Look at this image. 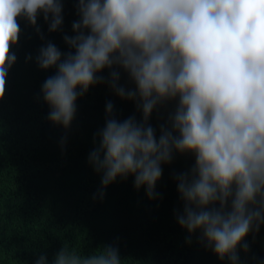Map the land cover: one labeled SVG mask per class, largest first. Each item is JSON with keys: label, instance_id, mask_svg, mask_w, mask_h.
I'll use <instances>...</instances> for the list:
<instances>
[{"label": "clouds", "instance_id": "9594fccd", "mask_svg": "<svg viewBox=\"0 0 264 264\" xmlns=\"http://www.w3.org/2000/svg\"><path fill=\"white\" fill-rule=\"evenodd\" d=\"M68 53L49 42L40 49V69H56L41 85L48 119L65 130L77 114L78 97L104 83L136 103L143 122L107 119L88 162L101 177L98 196L118 180L134 179L156 199L163 165L175 154L195 157L190 172L176 177L183 201L177 221L189 237L222 261L241 264L239 249L264 225V0H78ZM43 15L50 32L62 30V0H0V100L16 63L24 19L37 27ZM39 30V29H37ZM31 59V57H29ZM134 88L120 83V70ZM178 99L170 125L157 138L149 120L166 101ZM190 242V239H189ZM35 264H124L119 247L84 255L65 245Z\"/></svg>", "mask_w": 264, "mask_h": 264}, {"label": "trees", "instance_id": "16d2710c", "mask_svg": "<svg viewBox=\"0 0 264 264\" xmlns=\"http://www.w3.org/2000/svg\"><path fill=\"white\" fill-rule=\"evenodd\" d=\"M62 3V30L50 32L43 15L37 27L18 18L19 40L10 49L17 59L0 100V264H35L41 255L52 261L65 245L84 255L115 245L124 264H230L206 248L199 233L189 237L177 221L184 205L176 177L191 171L193 155L175 154L162 166L156 199H149L144 189L137 191L132 177L118 180L103 198L98 196L101 177L88 157L105 126L106 103H113L118 121L134 117L143 122L136 103L110 88L108 70L102 74L106 82L78 97L70 129L48 119L41 85L56 69H40L36 57L49 42L62 53L72 51L64 36L74 35L73 22L80 19L78 0ZM120 83L135 87L122 69ZM177 106L178 99L166 101L153 112L149 123L157 138ZM246 243L247 252L239 249L241 264H264V225L251 232Z\"/></svg>", "mask_w": 264, "mask_h": 264}]
</instances>
